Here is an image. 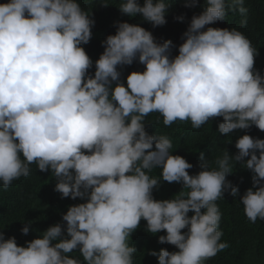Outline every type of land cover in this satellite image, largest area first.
<instances>
[{"label":"clouds","instance_id":"9594fccd","mask_svg":"<svg viewBox=\"0 0 264 264\" xmlns=\"http://www.w3.org/2000/svg\"><path fill=\"white\" fill-rule=\"evenodd\" d=\"M197 6L185 0L184 7ZM170 8L166 0H121L118 7L153 28L167 23ZM228 10L247 13L244 0H205L176 55L171 40L117 22L93 61L83 45L95 20L80 0L0 3V186L6 191L35 165L54 178L61 199L83 201L43 232L23 223L22 235L40 233L23 246L0 230V264H134L129 240L142 220L148 233H166L160 244L177 249L150 251L158 264H205L228 247L217 204L225 193L239 196L249 222L264 221V139L238 136L236 154L226 149L215 167L200 153V171L190 175L193 165L173 155L171 138L146 131L145 118L156 113L165 127L180 121L200 129L222 118L217 131L225 137L253 126L264 132L258 50L236 28L206 27L224 21ZM134 62L144 70L122 79ZM234 164L251 173L243 195L227 179ZM157 168L160 178L148 174ZM162 182L188 191L155 199Z\"/></svg>","mask_w":264,"mask_h":264},{"label":"trees","instance_id":"16d2710c","mask_svg":"<svg viewBox=\"0 0 264 264\" xmlns=\"http://www.w3.org/2000/svg\"><path fill=\"white\" fill-rule=\"evenodd\" d=\"M7 0H0L5 3ZM121 0H80L81 6L89 12L95 20L92 29L93 36L89 44L83 45L87 54L93 61L99 58L103 52V41L109 34H115V24L117 22H129L140 24L146 30L152 32L158 42L171 40L175 48L172 54H178V46L183 42L181 36L186 31L192 16L203 11L205 0H197V7H184L185 0H166L171 4L166 15L167 23L163 26L153 28L150 23L141 21L140 18L128 17L120 13L118 7ZM144 0H139L143 5ZM101 3H107L104 7ZM231 0H226L230 4ZM244 7L247 13L241 15L238 11H227L224 21H217L206 27L214 28H236L241 31L258 50L254 67L264 74V0H244ZM183 15L185 19L178 21L175 17ZM246 23L241 26V21ZM144 66L134 62L131 66H126L122 71V79H125L131 71H143ZM90 71L94 72V68ZM223 122L222 118L211 120L200 129H193L190 122L177 121L169 127H165L162 117L153 113L145 118L146 131L149 134L167 135L172 140L173 155L184 157L193 168L189 169V174L194 175L200 171V153L209 160L210 165L215 167L214 161L221 157L227 149L229 154H236L235 140L238 136L249 134L254 138L264 139V132L255 126L248 130H237L229 136H224L217 131L218 123ZM232 141V143H230ZM247 159V158H246ZM32 174L27 178H20L13 181V184L6 191L0 186V230L5 232L6 237L14 236L18 245H25V241L36 238L39 232H43L50 225L62 222V214L66 213L68 206L81 203L79 198L61 199L58 192L54 191L55 181L48 172H40L32 166ZM232 174L227 177L234 186L239 187L240 195L252 186L251 173L243 169V165L234 164ZM161 169H153L150 176L160 178ZM188 189L182 188L181 184L162 182L158 190H154L155 199L175 198L180 192L187 193ZM221 212L220 230L223 232L221 242L228 244V247L210 258L205 264H264V221L258 220L251 223L243 212V205L239 201V196L232 197L228 193L224 198L217 201ZM193 213H189L191 216ZM31 221V227L39 232L30 231L27 236L21 234L20 229L23 223ZM146 222L141 221L140 227L132 234L129 243L134 245L137 252L134 253V264H158L157 257L149 254L160 249L177 251L170 244H160L159 235H165L164 231L157 234L148 233ZM186 231V230H184ZM70 255L79 257L78 252ZM82 259V258H81Z\"/></svg>","mask_w":264,"mask_h":264}]
</instances>
